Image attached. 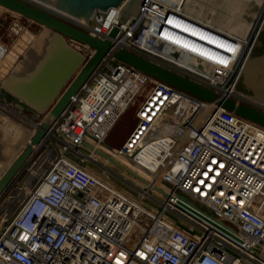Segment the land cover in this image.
<instances>
[{
    "label": "built area",
    "instance_id": "obj_1",
    "mask_svg": "<svg viewBox=\"0 0 264 264\" xmlns=\"http://www.w3.org/2000/svg\"><path fill=\"white\" fill-rule=\"evenodd\" d=\"M247 1V13L252 5L257 12L243 37L195 18L187 12L189 0H146L139 17L119 28L113 54L133 53L210 90L216 101L152 79L108 55L39 148L38 153L47 148L55 155L41 164H48L46 172L35 169L36 153L17 178L23 183L16 180L14 186L27 193L0 230V264H264V127L217 107L223 99H236L264 114L263 103L237 93L264 24V0ZM52 14L106 39L121 10L98 11L89 24ZM6 53L0 43V62ZM150 81L135 128L113 149L116 156L107 153L146 176L150 185L135 199L107 181L110 173L125 181L115 172L103 166L97 175L70 154L87 153L99 165L100 157L83 143L102 146ZM27 176H38L30 188ZM179 196L200 210H180V203L187 205Z\"/></svg>",
    "mask_w": 264,
    "mask_h": 264
},
{
    "label": "water",
    "instance_id": "obj_2",
    "mask_svg": "<svg viewBox=\"0 0 264 264\" xmlns=\"http://www.w3.org/2000/svg\"><path fill=\"white\" fill-rule=\"evenodd\" d=\"M39 1L87 22L98 11L106 12L111 8H118L121 10V14L117 26L112 30L108 38L100 39L25 1L0 0V5L6 9L54 32V36L48 40L47 46L43 51H33L32 60H28V57L24 55V58L18 62L14 73L7 76L6 79L0 80V102L10 106L15 113L20 115L30 114L32 116V119H29L31 123L39 125L22 154L1 177L0 199L6 197V194L12 190L17 178L28 168L32 157L42 147L46 135L70 105L75 95L108 55H112L118 62L131 66L152 79L186 91L205 101H216V94L210 90L133 53L120 50L113 54L112 41L117 37L119 28L131 18L139 17L146 0ZM71 41L91 49L94 54L86 61L82 52L70 46L69 43ZM27 61L31 62L30 67ZM238 86L239 90L250 95V98L264 104V24L244 66ZM217 107L264 127V114L243 103H239L236 99H223L217 102ZM28 128L34 130L33 126ZM83 145L133 178L147 186L150 185L142 176L92 144L84 142ZM102 146L112 149L106 143H103ZM156 190L165 194L159 188H156ZM179 198L187 205L184 206V204L180 203L178 207L180 210L184 208L193 213L196 212L192 209L200 210L198 206L184 197L179 196ZM203 213L207 214L204 211Z\"/></svg>",
    "mask_w": 264,
    "mask_h": 264
},
{
    "label": "rangeland",
    "instance_id": "obj_3",
    "mask_svg": "<svg viewBox=\"0 0 264 264\" xmlns=\"http://www.w3.org/2000/svg\"><path fill=\"white\" fill-rule=\"evenodd\" d=\"M206 2L207 3L210 2L212 5H215L214 10L216 11L218 10L220 13H222L224 21L229 20L227 22H230L232 24V29L235 32L238 29V27L243 25V23L248 22V15L246 13V10L249 8V3L247 0H207ZM203 3H204V0H198L197 2V5L198 4L201 5V9H200L201 14L206 13V10H208L206 9L207 4H203ZM237 20L239 22L243 21V23L241 22L239 26V23L237 22ZM0 26H1L0 27V42L8 43L9 44L8 46L10 49H13L15 47V51H20L19 48L21 49V51L23 50L20 53V55H18L15 62H19L20 60L24 58V55L27 56L28 53L30 52L32 53L35 50H38L39 52L43 51L46 48L47 43L44 42L42 45L41 44L42 39H45V41L48 42V40L52 39V37L54 36V32L50 31L48 28L43 27L35 22H32L23 16H19L1 6H0ZM243 31H244V28H239L240 34ZM39 44H41L42 46H40ZM81 52L83 54H87L83 50ZM151 87H152L151 81L148 82L147 84L146 83L144 85L142 84V89L140 90L139 94L135 97V99L132 98L134 99V101L132 102V105L129 107V109L123 115V117L119 120V122L112 128L110 133L107 135V138L104 140L105 141L104 143H106L111 148L116 149V150L121 148V145H122L121 137L125 135L126 133H128L132 128L133 129L135 128L137 124V120L135 117L137 108L140 105V103L143 101V99L148 95V93L151 90ZM237 93L238 95H241L245 98L251 97L250 95L240 91L239 86L237 88ZM135 95L136 94H134L133 97ZM0 108H3V110H5L4 109L5 107L1 103H0ZM11 115L14 118H18V116L14 113H11ZM7 123H8V120L5 119L4 125H7ZM0 124L3 127V122ZM9 129L10 130H8L7 138H6V144H7L6 147L7 146L10 147L12 145L11 146L12 151L10 150V153H8L9 154L8 159L14 157L13 152L15 149L18 148V150H20L21 152V149H23L25 145L23 143L24 141L21 142L19 138V136L22 135L21 131L17 130V128H12V127ZM22 131L25 132L24 129H22ZM101 147L105 148L104 146H101ZM16 155L17 154H15V156ZM85 155H87V153H85ZM85 155H78L72 152V154H70V157L72 158L74 162L82 163L81 161L84 160L82 164L85 167L90 168V171L91 169L95 170L97 175H100L102 173L103 166L107 167L109 170H112L117 175H119L121 178L125 179V181L121 180L118 176L111 174V173L106 176L107 181L110 182L112 185H114L117 189L125 192L128 196L137 199L138 193H139L138 190L143 187L142 182L133 178L132 176L127 174L125 171L123 172L120 168L113 165L112 163L106 162V160L100 156H99L100 158H97L99 162V165H98V164H93V162L87 159ZM54 156L55 155L52 149L43 148L42 150L39 151L38 157L41 159H39L38 163L35 166V169L39 167L42 168V170H39L40 172L39 174L45 173L48 168L47 167L48 164L45 166L43 165L41 166L44 160L49 159V158H53L54 160L55 158ZM7 163H10V161ZM2 168L4 169V164H2V167H0V173L2 171L1 170ZM36 178H38V176H31V177L27 176L26 177V179L24 180V183L27 184V188H30L32 187V185H34ZM16 187L17 186L12 187V190L8 194H6L7 198L4 201H3V198L0 199V230L7 226L8 222L18 212V210L20 209L22 203L24 202L26 198L27 192L21 191L17 189ZM20 192H22L23 194H20L19 198L17 199V202H14L13 196L14 197L17 196L18 193ZM19 200H21L22 202L18 205ZM148 202L149 201H147V203ZM149 203L151 204L153 208L155 209L158 208L156 204L151 203V202ZM167 215L172 220H175L180 223H184L183 219L178 217L174 213H168Z\"/></svg>",
    "mask_w": 264,
    "mask_h": 264
},
{
    "label": "bare ground",
    "instance_id": "obj_4",
    "mask_svg": "<svg viewBox=\"0 0 264 264\" xmlns=\"http://www.w3.org/2000/svg\"><path fill=\"white\" fill-rule=\"evenodd\" d=\"M207 0H204V3L203 4H207L208 6H210V4L209 3H207L206 2ZM31 2H33L35 5H37L38 7H40V8H42V9H45V11L47 10V12H51V13H60V14H64V15H67V16H70V15H68V14H66V13H64V12H61V11H59V10H57L54 6H51V5H49V4H47V3H44V2H42V1H39V0H32ZM198 2V0H189V5L190 6H192V4L193 3H197ZM188 5V6H189ZM1 6V5H0ZM1 7H3V6H1ZM252 7H253V10L250 12V13H247L248 11L246 10V13H247V15H248V22H245V23H243V21H238L237 20V22L239 23V26H240V23L242 22L243 23V25L242 26H240V27H238V29L236 30V32L232 29V24L230 23V22H227L226 24H225V26H223V27H221V30H223V31H228L229 33H231V34H235V35H237V36H241V37H243L244 36V34L247 32V30L250 28V26H251V20H252V18H253V13L254 12H257V8H256V6L255 5H252ZM3 8H5V7H3ZM192 8V10H194V9H196V8H194V6L193 7H191ZM209 7H207L206 9H208ZM6 9V8H5ZM8 10V9H7ZM213 11H214V9H212ZM239 10V9H238ZM195 11V10H194ZM216 11V10H215ZM11 12H13V11H11ZM196 12V11H195ZM15 13V12H14ZM15 14H17V13H15ZM204 14V13H203ZM202 14V15H203ZM17 15H20V14H17ZM95 15V14H94ZM93 15V16H94ZM21 16V15H20ZM92 16V17H93ZM71 18H73L74 20H76V21H78V22H80V23H83V24H89V22L92 20V17L88 20V22L87 21H84V20H81V19H78V18H75V17H73V16H70ZM246 17V16H245ZM242 20H243V18H242ZM227 21H229V20H227ZM33 22V21H32ZM224 25V24H223ZM214 26V25H213ZM239 28H244V31L240 34L239 33ZM208 40V39H207ZM44 42H46L47 43V41H45V39H42V41H41V44L43 45V43ZM67 42H68V40H67ZM41 44H39L40 46H42ZM70 44V46H72V48H74V49H76L77 48V50L78 51H80V49H82L85 53H87V54H84V56L86 57V61L87 60H89V58L94 54V51H91V52H89L88 51V49H86L87 47H81V46H78L77 44H76V42H70L69 43ZM172 44H174L175 46H177V47H179L180 49H182L184 46H182L181 44H177V43H172ZM216 44H218V46H222L220 43H216ZM22 48V47H21ZM20 49V48H19ZM221 50V49H220ZM81 52V51H80ZM220 54H222V52H220ZM27 57H28V60H32V57H33V53H29L28 55H27ZM27 63L29 64L30 62L29 61H27ZM37 65V64H36ZM36 67V66H35ZM1 103V102H0ZM5 108V110H7L8 111V109H9V111H11V112H14V110H12V108L10 107V106H8V105H6V104H3V103H1ZM2 112V113H1ZM11 112H10V114H8V113H6V112H3L2 111V109L0 108V121H2V122H4L3 120H2V118H4V119H7L8 120V123H7V125H4V137H6L7 138V133H8V130H10L9 128H17V130H19V131H21V133H22V135H20L19 136V138H20V140L22 141L23 139H25L26 137H27V132H26V130H24L25 132H23L22 131V129H24V128H27V126H28V122H30L31 123V121L29 120V119H32V116L30 115L29 116V119H28V116H26L27 114H23V115H20L21 116V118H15L16 120H14L13 118V116L11 115ZM3 116V117H2ZM243 119V118H242ZM26 120V121H25ZM244 120H246V119H244ZM18 122V124L16 125H13L14 123L13 122ZM248 121V120H247ZM32 125H34L33 127H34V129L35 130H33L32 131V133H31V135H30V137L29 138H27V140H28V142H29V140H30V138L34 135V133H35V131H36V129L38 128V126L39 125H36V124H33V123H31ZM256 124V123H255ZM258 125V124H257ZM260 126V125H259ZM22 127H24V128H22ZM50 133V132H49ZM49 133L46 135V137H45V139L48 137V135H49ZM18 138V139H19ZM44 139V140H45ZM14 141H15V139H14ZM13 141V142H14ZM44 142V141H43ZM15 143V142H14ZM7 145V144H6ZM12 146V145H11ZM11 146L10 147H4L3 148V152H2V156H0V167H2V164H4V169L2 168L1 170V173H0V179H1V177L3 176V174L6 172V170L11 166V164L22 154V152H23V150L25 149V147H26V145H25V147L23 148V150H21V152H20V150L17 152L18 154H17V156L15 157H13V159L10 161V163H7V158H8V153H10V150H11ZM14 147H15V145H14ZM105 147V146H104ZM97 149H99V150H101L102 152H105V153H108V154H110V155H114V153H115V151L113 150V149H109V148H102L101 146H98V147H96ZM116 150V149H115ZM12 151V150H11ZM116 154V153H115ZM114 156H116V155H114ZM118 160H121V162L120 163H122L124 166H127L128 165V163L125 161V160H122V159H119V158H117ZM51 161V159H49L48 160V163ZM130 166V165H129ZM39 170H42V168L40 167L39 168ZM123 171V170H122ZM124 172V171H123ZM140 175L141 176H143V178H146V176L144 175V174H142V173H140ZM29 179V178H28ZM141 182V181H140ZM142 184H143V186H147V185H145L143 182H142ZM20 194H23L22 192H20V193H18V195L17 196H13V199H14V202H17V199L19 198V196H20ZM16 199V200H15ZM22 201L21 200H19V203H18V205L21 203Z\"/></svg>",
    "mask_w": 264,
    "mask_h": 264
},
{
    "label": "crops",
    "instance_id": "obj_5",
    "mask_svg": "<svg viewBox=\"0 0 264 264\" xmlns=\"http://www.w3.org/2000/svg\"><path fill=\"white\" fill-rule=\"evenodd\" d=\"M209 4H210V6H208L207 5V7H209L208 8V10H206V13H204L203 15L201 14V12H200V9H201V5L200 4H198L197 5V3H193L192 4V6H188V7H190V8H187V12L188 13H190V11L193 13V14H191V15H193L195 18H197V19H200L202 22H204V23H210V24H212V25H214V26H216V27H219V28H221V27H223V26H225V24L227 23V21H224L223 20V15H222V13H220L218 10L217 11H213L212 9H215V5H212L210 2H208ZM194 6V8H196V9H194V10H192V8L191 7H193ZM14 13V12H13ZM20 16V15H19ZM224 24V25H223ZM1 27V26H0ZM1 44H3L4 46H6L7 47V53H6V55H4V57H3V59L1 60V62H0V80H4V79H6L7 78V76H9V75H11V74H13L14 73V71H15V68L17 67V65H18V62H15V60H16V58L18 57V55H20V53L23 51H21V49H19L20 51H15V47L13 48V49H10L9 48V44L8 43H5V42H0ZM21 44V43H20ZM17 53V54H16ZM16 55V56H15ZM27 57V56H26ZM20 62V61H19ZM30 64H31V62L28 64V66L30 67ZM2 110H3V108H1ZM4 112H6V113H8V114H10V111H9V109H8V111H6V110H3ZM2 113V112H1ZM11 113H14V114H16L17 116H18V118H21V116H20V114L19 113H15V112H11ZM26 116H30L29 114H27ZM3 117V116H2ZM14 120H16L15 118H13ZM29 119V118H28ZM2 120L4 121L5 119L4 118H2ZM7 120V119H6ZM31 120V119H30ZM26 121V120H25ZM0 123H2V121L0 122ZM14 124L13 125H17L18 124V122H13ZM30 126H34V125H32L30 122H28V126H27V128H24V130H26V132H27V137L25 138V139H23L21 142H23L25 145H27L28 144V140H27V138H29L30 137V135H31V133H32V131H33V129H29L28 127H30ZM34 128V127H33ZM133 129V128H132ZM132 129L128 132V133H126L125 135H123L122 137H121V147L123 146V144L125 143V141L127 140V138H128V136L130 135V133H131V131H132ZM35 130V129H34ZM25 145H24V147H25ZM4 147H6V137H4V122H3V127L1 126V124H0V156H2V152H3V148ZM23 147V148H24ZM17 148V147H16ZM113 149V148H112ZM21 150H23V149H21ZM19 150H18V148L17 149H15L14 150V154H13V156H15V154H18L17 152H18ZM17 156V155H16ZM15 156V157H16ZM13 159V157L12 158H7V162H9V161H11ZM41 159V158H40ZM52 160H53V158H51ZM49 164V163H48ZM40 173V172H39ZM21 179V178H20ZM20 179H18L17 181H19ZM16 181V182H17ZM16 182H15V184L14 185H16ZM21 182H22V179H21Z\"/></svg>",
    "mask_w": 264,
    "mask_h": 264
}]
</instances>
